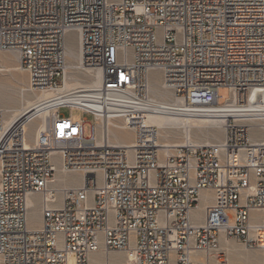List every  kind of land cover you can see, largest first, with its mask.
Wrapping results in <instances>:
<instances>
[{"label": "built area", "instance_id": "obj_1", "mask_svg": "<svg viewBox=\"0 0 264 264\" xmlns=\"http://www.w3.org/2000/svg\"><path fill=\"white\" fill-rule=\"evenodd\" d=\"M71 31L80 66L99 73L88 103L55 102L31 145L22 120L2 130L0 110L2 264H89L95 253L109 264L111 251L137 264H193L200 253L205 264H228L221 237L259 250L264 264V101L259 140L228 124L223 141L189 142L161 161L147 122L151 70L188 105L221 103V87L228 98L243 101L253 87L264 97V0H0V51L17 54L35 91L63 80ZM61 107L92 114L88 134L86 119ZM109 117L132 132L130 144L110 138ZM57 159L83 174L59 200L46 197ZM202 191L212 201L198 223ZM33 195L36 228L27 224Z\"/></svg>", "mask_w": 264, "mask_h": 264}, {"label": "bare ground", "instance_id": "obj_2", "mask_svg": "<svg viewBox=\"0 0 264 264\" xmlns=\"http://www.w3.org/2000/svg\"><path fill=\"white\" fill-rule=\"evenodd\" d=\"M67 41L68 40L66 39L65 60L67 59V64H66L67 67L65 71V76L63 80H61V84H59L56 88H48L41 91L34 90L32 96L24 97V98L22 97V99L15 100L14 102L13 100L11 101L9 99L6 101L4 100L5 102H3V104H5V107L0 108L2 113L4 112L3 121H2V130L8 128V126L13 122H15L16 120L23 121L26 130V135H25L26 145H30V143H34L37 136L46 127L48 121L47 116L51 113V110L56 106L55 102L63 101L66 103L87 104L88 101L83 96L95 95L96 90L100 86L99 73L95 70L82 68L79 64L80 57L78 52V40L76 41L77 42L76 47L69 45L70 43H68ZM14 60H16L15 55H13L12 57L6 54L0 55V75H7L10 79L16 81V79L18 78L17 71H22V70L19 67V63H15V64L10 63L11 61ZM1 62H5L7 63V65H3L1 64ZM77 68H82L85 71V73H87V76L89 75V78L91 77V79L83 83L78 82V80L77 81L74 80L75 82H73L72 73L73 70ZM151 71H156V70H151ZM148 79H149V98L151 102V110L147 114V122L151 126H153L157 131L158 142L160 147L159 150L160 161L163 160L164 156L169 152H171L174 147L183 145L176 140L177 138L183 137L186 143L189 142L198 143L197 138L199 139L204 138L203 140H206L209 143L208 135H210L212 138L215 135L214 134L215 132L213 133V131L218 130L219 132V130H221L222 132L223 130H225V128H223L224 122L230 118L232 119L234 118L238 121L239 120H243V121L250 120V122L252 121L250 124L253 125L250 126L252 129L251 132L253 130H256L257 128L260 129L261 117L259 115V111L263 106L264 97L260 94L259 89L257 87L251 88L248 91L246 97L243 99V101H241L236 95L235 96L233 95L231 98H228L226 101H224V99H222L221 97V101H220L222 102L221 104L219 103L216 105H188L182 99L171 97L168 90L164 87L161 77L158 78L156 82H153L149 77ZM30 90L33 91V89L31 88ZM1 101H3V99ZM9 103L14 105H7ZM89 105H91V102H89ZM115 121L117 120H114L110 117L107 119V124L109 125L110 138L117 143L123 142L126 144L128 143L130 144L133 139L132 132L127 129H123V128L120 129V123ZM103 123L104 124L106 123L105 119L103 120ZM245 125L247 126V124ZM31 126L33 128L32 129L33 133L31 134L32 138L27 135V130ZM116 131L117 132L120 131V134L122 133V135L124 132L126 133L128 132L130 136L126 134L125 138L123 139L117 133L120 136V139L122 140H120L119 138L116 139L115 136L117 135H114V132ZM204 133L207 135H203ZM251 134L252 133H250L249 135V138L251 140H259V139H255ZM122 137H124V135ZM54 155H55L54 158H56L57 152H55ZM56 161H58V164L56 162L57 165L55 171L56 174L55 176L53 175L54 177H52L51 179L49 188L46 192V197L48 199L53 197L55 200H59L62 194V191L60 190L61 186L62 188L68 187V185L71 184V183L69 184V182L71 181L70 180L68 181L67 177L73 174L71 173L73 172V170L70 171L61 168L60 161L58 159ZM78 176H79L78 178L76 177L77 178L75 180L76 182L74 181L76 184V186H74L75 188L83 184V174L80 173L78 174ZM209 193L210 192L202 191L200 193V198H199L200 202L198 203L197 207L193 209V214L199 217L200 221H198V223H201L202 221L205 204L211 203L212 201V198L209 197ZM34 202L35 201L32 200L31 197L27 198L28 209H30L29 207L33 205ZM40 202L41 201L39 199L37 200V202H35L36 206L38 207L39 213L41 209ZM28 222L29 221H27V224L30 227L31 224ZM39 225L36 224V226L34 227L32 226V228H36ZM220 241H221V246L223 247V248L221 247V249H225L227 253L231 254L235 258L234 262L237 261L238 258V260L239 259L244 260V262L241 264H247L248 261L251 263V260L253 258L252 255L250 256V254L253 255L255 254V257L258 256V258L256 257V260L253 259L254 262H256V264L261 263L262 256L259 250L248 251L247 248L246 249L247 252H243L237 250L236 248H233L231 246L229 239H225L221 237ZM110 254L114 256L113 261L116 262L115 263L112 262L109 264H137L132 256L129 255L127 256V254L124 252L120 254L118 252L111 251ZM120 255L122 259L118 257ZM250 258L252 259L250 260ZM228 260L229 259H227V263L231 264L229 263V261L231 260L229 261ZM205 263L206 260L202 253L197 254L193 257V264H205ZM0 264H2L1 258H0ZM91 264H107L106 256H103L102 261H98L95 258V260H92Z\"/></svg>", "mask_w": 264, "mask_h": 264}, {"label": "rangeland", "instance_id": "obj_3", "mask_svg": "<svg viewBox=\"0 0 264 264\" xmlns=\"http://www.w3.org/2000/svg\"><path fill=\"white\" fill-rule=\"evenodd\" d=\"M68 35V36H67ZM66 35V38H65V40L67 39L68 41V43H70L69 45H72L73 47L75 46L76 47V44H77V39H76V37H77V34H76V32H74V31H71V32H69V34H67ZM8 55V56H13V55H15V57H16V60H14V61H11L10 63H12V64H15V63H18V58H17V54L15 53V52H12V51H0V55ZM1 64H3V65H7V63H5V62H1ZM66 64H67V59H66ZM83 69L82 68H77V69H75V70H73V73H72V80H73V82H75V81H77L78 80V82H81V83H83V82H87V80L89 81L90 79H91V77L89 78V75L87 76V73H85V71L83 72L82 71ZM18 72V78L17 79H19V80H17L16 79V81L15 80H13V79H10L7 75H0V108H3V107H5V104H3V102H5L6 100H13V102L15 101V100H19V99H22V97L24 98V97H30V96H32L33 95V92H34V90L32 91V90H30V87L28 86V78H27V75H26V73L25 72H23V71H17ZM20 76V77H19ZM161 77V73L158 71V70H156V71H151L150 73H149V78L153 81V82H156L157 80H158V78H160ZM12 80V81H11ZM75 80V81H74ZM59 84H61V80H59V82H58ZM219 91H220V93H221V96H222V99H226V98H228L229 97V90H228V88H226V87H221L220 89H219ZM169 92V91H168ZM170 93V92H169ZM170 95H171V97L172 98H174L173 97V95L170 93ZM11 97V98H10ZM3 99V101H1L2 99ZM6 98V99H5ZM15 98V99H14ZM5 100V101H4ZM222 103V102H221ZM220 103V104H221ZM7 105H14V104H11V103H9V104H7ZM16 105V104H15ZM4 113V112H3ZM59 114L60 115H62V116H65V117H69L72 121H78V120H81L82 118H85L86 119V123H85V133L86 134H88V129H89V125L91 124V123H93V121H94V119H93V116H92V114H90V113H87V112H83L82 110H80V109H78V108H70V107H61L60 109H59ZM252 122V121H251ZM251 122H250V120H247V121H243V120H236V119H232V118H230V119H227L225 122H224V125H223V128H225L228 124H247V126H248V130H249V132L250 133H252L251 135H253V137L255 138V139H259V134H260V129H256V130H253L252 132H251V127L250 126H253V125H250L251 124ZM249 123V124H248ZM250 127V128H249ZM32 126L27 130V135L29 136V137H31L32 138ZM215 132V133H214ZM121 136V138H125V135L127 134V135H129L130 136V134H128V132L126 133V132H124L123 133V135H124V137H122L123 135H122V133L120 134V131L119 132H114V135H117V136H115V138L116 139H120V136L118 135V134ZM206 133V132H205ZM203 134V135H207V134ZM213 133L215 134L214 136H216V137H212L211 138V136L210 135H208V141H209V143H211V142H220V141H222V139L224 138V134H225V130H223L222 132H221V130H219V132H218V130H216V131H213ZM119 136V137H118ZM204 138H197V142L198 143H208L206 140H203ZM120 140H122V139H120ZM180 144H184V143H186L185 141H184V139H183V137H181V138H177L176 139ZM31 144H33V143H30V145ZM162 153V152H161ZM57 162V164H58V161H56ZM71 171V170H70ZM70 171H67V172H70ZM71 173H73L72 175H69L68 177H67V179H68V181L70 180L71 182H69V184L70 185H68V187H74V186H76V184H75V180L79 177L78 176V174H80L81 172H79L78 173V171H76V172H71ZM55 174H56V172L54 173V176H55ZM53 176V177H54ZM75 176V177H74ZM70 177H72L73 178V180H72V178H70ZM77 177V178H76ZM75 178V179H74ZM75 181V182H74ZM73 183V184H72ZM72 185V186H71ZM60 188V187H59ZM61 188H62V186H61ZM60 195V194H59ZM60 197V196H59ZM31 198H32V200H34L35 202H37V200L39 199L40 200V197L39 196H37V195H33V196H31ZM200 198V197H199ZM34 202V204L33 205H31L29 208L30 209H28V218H27V221H29L28 223H30L31 224V226L30 227H34V226H36V224L37 225H39V223H40V219H41V217H39L40 215V213H39V210H38V207L36 206V203ZM200 202V201H199ZM35 207H37V208H35ZM33 209V210H32ZM36 209V210H35ZM35 211V212H34ZM39 213V214H38ZM31 217V218H30ZM196 217V218H195ZM193 219H194V221L195 222H198V221H200L199 220V217H197V215H195V214H193ZM201 219V218H200ZM35 225H34V224ZM229 241H230V243H231V246L233 247V248H236L237 250H240V251H243V252H247V250L249 251H253L252 249H247V248H245V246H243L242 244H241V242H239L238 240H235V239H229ZM221 241H220V249H221ZM223 248V247H222ZM247 249V250H246ZM221 250H224L225 252H226V250L225 249H221ZM226 255H227V259H229V260H231V261H229V263H231L232 264V262H233V264H241V263H243L244 262V260L243 259H239L238 260V258H237V261H235L234 262V260H235V258L231 255V254H229V253H227L226 252ZM252 255V258L253 259H255L256 260V257L258 258V256H256L255 257V254L253 255V254H250V256ZM228 256H229V258H228ZM232 256V257H231ZM116 257V256H115ZM119 258H121V255L120 256H118ZM109 258H110V260H109ZM252 258H250V260L252 259ZM98 261H102L103 260V256H101V255H97V258H96ZM113 259H114V256H112V254H109L108 255V262L109 263H112V262H116V261H113ZM117 259V258H116ZM122 259V258H121ZM251 260V262L253 263L254 262V260ZM91 264V263H90Z\"/></svg>", "mask_w": 264, "mask_h": 264}, {"label": "crops", "instance_id": "obj_4", "mask_svg": "<svg viewBox=\"0 0 264 264\" xmlns=\"http://www.w3.org/2000/svg\"><path fill=\"white\" fill-rule=\"evenodd\" d=\"M114 252H117V251H114ZM118 253H120V254H122V252H118ZM96 254V255H95ZM95 254H92L91 256H90V258H89V263H91L92 262V260H95V258H97V255H101V256H104L103 255V253H95ZM108 254H110V252L108 253ZM96 256V257H95ZM92 257V258H91ZM260 259H261V257H260ZM261 261V260H260ZM94 262V261H93ZM252 263V262H251ZM249 261H248V263L247 264H251ZM256 264V262H253L252 264ZM258 264V263H257ZM260 264V263H259Z\"/></svg>", "mask_w": 264, "mask_h": 264}]
</instances>
